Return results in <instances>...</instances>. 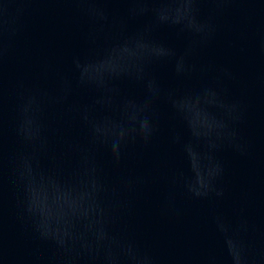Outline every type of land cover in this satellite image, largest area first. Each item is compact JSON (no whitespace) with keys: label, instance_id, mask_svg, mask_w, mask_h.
Masks as SVG:
<instances>
[{"label":"water","instance_id":"1","mask_svg":"<svg viewBox=\"0 0 264 264\" xmlns=\"http://www.w3.org/2000/svg\"><path fill=\"white\" fill-rule=\"evenodd\" d=\"M0 264H264V0H0Z\"/></svg>","mask_w":264,"mask_h":264}]
</instances>
